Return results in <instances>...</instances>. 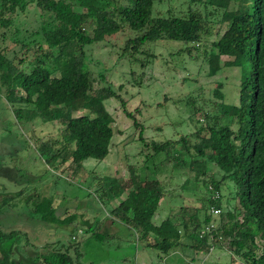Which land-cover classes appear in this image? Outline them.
I'll return each mask as SVG.
<instances>
[{
  "label": "trees",
  "instance_id": "obj_1",
  "mask_svg": "<svg viewBox=\"0 0 264 264\" xmlns=\"http://www.w3.org/2000/svg\"><path fill=\"white\" fill-rule=\"evenodd\" d=\"M185 1L183 15H153V0H0V39L9 33L32 55L25 64L21 59L14 63L0 51V93L17 122L38 118L41 123L61 126L56 137L39 141L34 149L45 162H55L53 167L68 161L71 173H76L85 159L101 160L108 153L113 133L105 100L117 99L137 125L109 83L92 87L94 77L85 64L86 45L127 28L133 36L124 41L121 55L131 56L143 44L158 39L194 46L211 33V24L227 21L228 39H214L204 60L211 76L221 66H244L236 104L222 101L218 84L213 91L218 98L215 108L204 113L206 124L195 132V141L190 142L186 135L174 140L141 141L149 156L164 152L172 169L184 167L193 173V180L201 177L205 193L217 192L220 182L229 181L236 205L220 211L218 196L212 197L210 207L202 211L180 208L176 216H166L155 224L152 214L162 197V187L152 180V194H144L142 182L132 171L126 181L102 178L98 198L117 200L108 214L133 237L138 248H151L159 258L184 247L182 238L191 240L190 249L207 251L210 233L211 240L223 242L244 264H264V0H237L235 9L227 8L230 0H208L202 3V12L192 5L199 0ZM31 4L45 16L39 27L13 28L10 15L23 12ZM221 56L226 57L222 62ZM98 76L105 81L102 73ZM81 110L86 112L74 115ZM210 162L220 174L218 180L211 175L203 178ZM33 194L30 213L48 227L64 226L66 217L55 213L53 198ZM148 205L152 211L146 209ZM211 209H219V213ZM206 225L210 229L200 234ZM84 230L100 244L113 238L93 231L89 225ZM19 235L17 229L0 228V264H74L63 247L48 248L26 259L12 258V244ZM175 258L174 264H185Z\"/></svg>",
  "mask_w": 264,
  "mask_h": 264
},
{
  "label": "rangeland",
  "instance_id": "obj_2",
  "mask_svg": "<svg viewBox=\"0 0 264 264\" xmlns=\"http://www.w3.org/2000/svg\"><path fill=\"white\" fill-rule=\"evenodd\" d=\"M207 1L199 0L192 5L202 12V3ZM237 4V0H230L227 8L235 9ZM186 7L185 0H153L152 14L183 15ZM10 17L13 28L34 30L45 16L39 15L38 9L31 4ZM227 27V21H216L211 24V33L194 46L158 39L143 44L131 56L120 54L124 41L133 36L127 28L86 45L85 64L94 77L92 87L100 88L109 83L124 100L125 110L137 125L126 116L117 99L105 100V108L112 117L113 133L108 153L101 160L85 159L76 173H71L68 161L53 167L55 162L51 165L45 162L34 149L39 141L56 137L61 126L41 123L38 118L17 122L0 93V228H14L20 234L12 244V258L26 259L48 248L63 247L67 248L74 264H174L176 256L185 264H244L223 242L211 240L210 233L211 244L207 251L190 249L191 240L182 238L186 246L176 247L159 258L151 248H138L133 237L108 214L117 200L104 202L99 199L102 178L126 181L132 171L142 182L144 194H152V180L162 187V197L152 214L155 224L166 216H176L180 208L210 207L212 197L218 196L220 211L236 205L234 188L229 181L220 182L217 192L205 193L201 177L193 180V173L184 167L172 169L164 152L149 156L141 141L174 140L182 135L190 142L195 141V132L206 124L204 113H211L215 108L218 98L213 91L218 84L222 101L236 104L244 66H221L211 76L204 60L214 39L218 36L220 41L228 39ZM0 51L14 63L21 59L25 64L32 57L31 52L21 49L9 33L0 39ZM220 59L222 62L226 57ZM98 73H102L105 81L99 79ZM85 112L76 111L74 115ZM140 129L141 139L138 137ZM206 168L204 179L209 175L214 180L219 179L214 163H208ZM35 192L53 198L55 213L66 217L64 226L48 227L30 213ZM124 196L125 193L121 194L120 199ZM146 209L152 211L149 205ZM88 225L93 231L113 238L105 239L102 244L90 239L84 230ZM76 226L78 229L72 231Z\"/></svg>",
  "mask_w": 264,
  "mask_h": 264
},
{
  "label": "built area",
  "instance_id": "obj_3",
  "mask_svg": "<svg viewBox=\"0 0 264 264\" xmlns=\"http://www.w3.org/2000/svg\"><path fill=\"white\" fill-rule=\"evenodd\" d=\"M211 212L214 214L219 213V209H211ZM211 226H204L201 230H200V234H203L204 232L208 231L210 229Z\"/></svg>",
  "mask_w": 264,
  "mask_h": 264
},
{
  "label": "crops",
  "instance_id": "obj_4",
  "mask_svg": "<svg viewBox=\"0 0 264 264\" xmlns=\"http://www.w3.org/2000/svg\"><path fill=\"white\" fill-rule=\"evenodd\" d=\"M118 225H120V224H118ZM126 233H127V231H126Z\"/></svg>",
  "mask_w": 264,
  "mask_h": 264
}]
</instances>
